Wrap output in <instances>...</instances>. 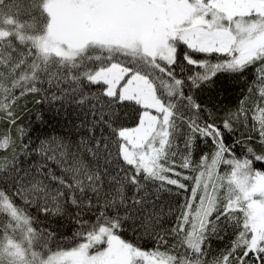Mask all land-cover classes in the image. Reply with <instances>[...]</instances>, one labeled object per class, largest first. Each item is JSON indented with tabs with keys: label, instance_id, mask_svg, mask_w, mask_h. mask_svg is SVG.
Segmentation results:
<instances>
[{
	"label": "snow or ice",
	"instance_id": "snow-or-ice-1",
	"mask_svg": "<svg viewBox=\"0 0 264 264\" xmlns=\"http://www.w3.org/2000/svg\"><path fill=\"white\" fill-rule=\"evenodd\" d=\"M221 76L244 95L218 115L197 93ZM44 85L87 131V162L38 145L60 176L17 165ZM0 136V264H264V0H0Z\"/></svg>",
	"mask_w": 264,
	"mask_h": 264
},
{
	"label": "trees",
	"instance_id": "trees-1",
	"mask_svg": "<svg viewBox=\"0 0 264 264\" xmlns=\"http://www.w3.org/2000/svg\"><path fill=\"white\" fill-rule=\"evenodd\" d=\"M12 11H15V7ZM3 12L5 15L8 14L9 9L7 6L3 9ZM44 87L49 98L46 99L42 93L37 96L28 95L20 100L19 123L26 130V135L21 138L20 133L15 132L17 137V165L21 169L30 171L45 165L60 176L64 173L61 171L62 164L57 163V161H61L65 166H70L72 163L71 154H76L78 159L84 158L86 162L88 161L87 155L78 147L81 137L86 136L87 131L84 127H77L83 117L81 110L77 109L74 104L64 103L61 105L59 102L51 101L50 97L56 90L54 88L49 89L47 85H44ZM243 95V83L224 76L218 78L211 88H205L202 92L197 93L198 100L202 104H207L218 115H223L227 109L235 110ZM53 138H58L64 145H67L71 154L67 157H61L60 153L64 151V148L57 143H46L47 151L44 154L36 150L41 141L51 142ZM0 139H2V136H0ZM178 143L180 142L178 141ZM26 146L29 149L27 156L24 155ZM204 151H207V149L203 145H199L193 158L198 160ZM239 152L240 149L237 148V153L239 154ZM53 155L56 156V160L48 159L49 156ZM8 156V153L0 151V159H6ZM7 162L11 163L10 159ZM255 167L261 168V164L257 163ZM55 187L57 185L53 183V188ZM166 200L167 197H165ZM30 211L33 216L37 215L34 209ZM69 211H74V209L69 206ZM88 216L91 217V214H88ZM39 219L44 222L42 226H48L55 230L58 237L61 238V246L71 245L72 232L75 229L64 217H49L47 221H44L43 215H40ZM129 236H131V233H129ZM223 243L224 241L213 239L211 241L212 251L222 247Z\"/></svg>",
	"mask_w": 264,
	"mask_h": 264
}]
</instances>
